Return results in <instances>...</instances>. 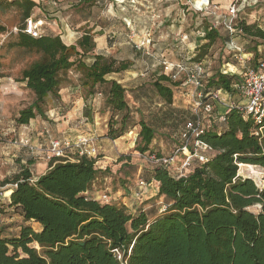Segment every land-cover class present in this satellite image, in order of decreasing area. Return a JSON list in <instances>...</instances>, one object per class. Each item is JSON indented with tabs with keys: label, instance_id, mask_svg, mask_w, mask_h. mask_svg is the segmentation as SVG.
Wrapping results in <instances>:
<instances>
[{
	"label": "trees",
	"instance_id": "1",
	"mask_svg": "<svg viewBox=\"0 0 264 264\" xmlns=\"http://www.w3.org/2000/svg\"><path fill=\"white\" fill-rule=\"evenodd\" d=\"M94 3L96 0L84 1L87 7ZM13 8L23 20L16 28L18 41L14 47L40 54L19 79L34 99L20 112L18 126H27L38 117L46 119L49 103L61 100L60 91L72 84L69 75L75 72L84 100L104 97L101 113L110 115L107 138L115 141L140 127L135 149L143 155L152 153L157 132L119 78L131 70L133 63L96 54L95 37L103 33L95 34L94 27L85 30L75 45L65 44L60 35L49 33L47 28L38 38L27 34L29 20L44 21L33 18L35 10L40 9V3L34 0H0V36L13 34L1 20L2 14ZM88 22L89 17H84L79 24ZM204 26L205 43L189 61L191 65L203 62L221 39L219 30ZM72 27L77 26L72 23ZM234 29V37L243 36L253 44L247 52L253 55L250 63L254 69H261L264 28L240 21ZM235 42L244 49L237 39ZM226 66L203 80L209 95L203 102L213 111L199 110L205 128L201 138L214 151L208 161H195L181 177L160 167L152 171L149 183L159 184L157 197L165 201V210L159 216L151 219L146 211L134 214L123 204L96 200L92 195L105 189L101 181L109 176L107 170L96 166V160L86 156L78 162L53 161L36 181L30 168H24L0 181V189L12 190L6 193L9 202L0 208V264H264V185L259 188L253 179L238 176L239 167L253 173L256 167L264 170V128L259 131L264 125L245 120L235 109L217 128L204 124V116L214 120L216 112L217 102L210 98L211 91L222 90L234 96L236 103L239 101L237 86L242 77L229 74L236 69L228 72ZM145 85H151L161 104L174 105L173 88L179 87V82L165 75L164 69ZM92 111L86 106L85 116L92 117ZM255 207L257 213L251 210ZM14 216L22 220L19 232L5 236L3 225ZM31 223L38 224L40 230Z\"/></svg>",
	"mask_w": 264,
	"mask_h": 264
},
{
	"label": "rangeland",
	"instance_id": "2",
	"mask_svg": "<svg viewBox=\"0 0 264 264\" xmlns=\"http://www.w3.org/2000/svg\"><path fill=\"white\" fill-rule=\"evenodd\" d=\"M84 1L82 3V0H39L40 9L35 10L33 18H43V23L39 25L40 31L43 33L42 29L47 28L49 33L62 36V40L67 45H75L85 30L95 28V34L103 33V36L96 35L95 37L96 54H104L118 60L134 61L133 64L136 62L135 67L119 78L123 80L122 84L132 92L137 100V107L142 110L143 117L157 132L151 149L153 154L170 156L175 152L181 144V132L184 125L195 117L197 103L200 102L196 96V93L200 92H197L194 85L187 84L186 76L181 75L176 80L179 82V87L173 88L174 105L169 107L161 104L151 85H145L150 84L163 70L162 65L154 62L156 55L159 56L158 62L160 63L164 60L170 63L186 61L192 53L188 49L189 46L185 45L194 46L196 39L204 40L201 35L205 33L204 24H206L219 30L221 34V39L210 49L208 57L203 61L209 76L224 70V66L227 64L230 66L229 68L226 66V70H234V66H237L238 69L234 72L227 71L229 74H237L240 77L246 69L254 68L250 61H246L244 65L240 63L239 60H242L243 57L241 55L233 56L232 52L227 49L226 45L229 41L227 32L229 33V30L226 27L231 25L229 23L231 19L229 8L234 4L239 11L236 13L237 19L233 22V26L236 22L245 21L248 24H261L264 28V0H229L228 5L224 6L225 9L218 5L216 0H209L210 3L217 5L219 10L214 9L213 4L210 5L208 0H96V3L89 7L84 5ZM211 10L215 11L216 15H213L212 12L209 13ZM84 17H89V22L79 24ZM1 20L8 28V32L12 31L13 34L0 36V181L13 176V173L18 171L16 170L18 163L15 162L18 159L12 158V155L15 151L16 155L22 152L21 148L15 147V143L20 141L19 136L26 130L24 126H18L16 119L34 99L33 94L26 88V84L19 82V79L22 71L40 58V54L37 52L14 47L18 41L15 29L21 27L23 23L21 13L17 9L13 8L3 13ZM72 23L77 27L73 28ZM73 33L76 34L75 37ZM234 39L244 45L246 53L253 47L250 40H245L243 36L237 35ZM70 40L73 44L70 43ZM148 40L150 43L146 44V51L136 48V45H141L142 42L146 43ZM252 58L253 56L250 57V60ZM90 61V59L87 60L88 63ZM148 67L149 69H147ZM69 76L72 82L78 81L79 75H76L75 72ZM205 90V88L202 89L204 98L202 101L209 98ZM216 91L218 90L211 91V93ZM220 98L225 105L236 102L234 96L224 91ZM236 98L241 100L238 95ZM223 104H215L214 120L204 116L205 126L219 127L220 117L225 112ZM56 107L57 103L50 102L46 120L38 117L40 121L46 122L51 130L62 121ZM93 115L91 122H95L97 125L92 127V124H88L79 135L80 137L95 135L98 138L101 155L97 167L104 171L107 170V176H109L101 181L105 188L101 193L108 191L111 203H120L121 201L123 204L122 200L119 201L120 195L118 194L126 196L127 193L132 192L135 202L130 211L138 213L142 209H146V212L151 211L149 214L151 219L159 213L161 214L165 201L158 200L151 186L144 189L139 187L140 180L149 183L155 168L141 158L142 154L135 149V137L140 132V127L115 140L116 142L106 141L110 115L108 113L102 116ZM137 117L139 116L137 115ZM81 120L82 118L79 117V122ZM51 122L55 125H52ZM32 124L35 123L30 122L29 127L33 126ZM14 128H17L15 133L17 135L8 132L9 129ZM33 132L36 130L34 129ZM122 158L127 161L121 162ZM8 159H11L10 163H8ZM182 160V158L176 159L175 165L181 164ZM238 176L253 179L259 185L264 184V170L259 167L255 168L254 173L247 168L241 170L239 167ZM8 191L12 190L0 189L1 209L6 206L9 198L6 196ZM251 210L257 213L258 209L255 207ZM21 223L22 220L18 216H14L12 221L4 224L5 236L17 235ZM30 226L37 231L40 230V226L36 223H31Z\"/></svg>",
	"mask_w": 264,
	"mask_h": 264
},
{
	"label": "built area",
	"instance_id": "3",
	"mask_svg": "<svg viewBox=\"0 0 264 264\" xmlns=\"http://www.w3.org/2000/svg\"><path fill=\"white\" fill-rule=\"evenodd\" d=\"M207 2L210 3L209 0ZM212 4L213 3H210V5ZM212 6H214V9L219 10L217 5L213 4ZM238 11L239 10L234 4L230 5L229 17H231V19L229 23L231 25L226 27L229 30L230 36V41L227 42V47L230 52L237 54L236 57L238 55L243 56L245 53L243 48L238 45L235 42L234 37H232L233 34L236 33L233 22L235 21V19H237L236 13ZM211 12L213 13V15H216L215 11H209V13ZM42 23V21L34 22L33 20H29L27 22V28L25 32L35 38H38L42 34V32L40 31L41 27L39 28V25H41ZM127 25L129 26L128 22ZM15 31L17 32L18 29H15ZM201 37L205 38V33H203ZM149 43L150 40H148L146 43L142 42L141 45H136V48L138 50L146 51V44ZM194 50H196V48H194ZM194 57L195 55L187 58L186 61L178 63H170L164 60L160 63V65L163 66L165 75L170 76L173 80H177L181 75H185L186 83L194 85L197 92H200L198 94L196 93V96L200 99V102L197 103L198 106L195 114L196 119L193 121H188L186 123L181 134V146L177 148L172 155L159 156L158 154L153 153L141 155V158H143L148 164L154 167L164 168L169 173L179 177L187 174L195 161L200 163L207 162L209 154H212L214 152L213 148L209 144L204 142L201 138L205 133V128L199 116L200 108H203L206 113H212V106L210 104H204V102L202 101V89L204 88L203 80L209 75L203 62L192 65L189 64V61ZM237 92L241 100L238 103L231 102L227 105L221 102L220 95L222 94V90L210 93V98L214 102L221 103L225 106V112L220 117V123L226 122V114L229 113L230 110L235 109L242 114L245 120L252 119L258 125H264V65H262V68L258 70L254 68L246 69V71L242 75V82L237 86ZM263 128L264 127L260 128L259 131L262 132ZM131 134H133V132H131ZM135 138L137 139V137ZM15 146L27 148L36 157H43L48 162H53L56 160L64 163L78 162L79 158L86 156L88 158L96 160V166H98V159L101 155L98 138L93 135L79 137L76 140L53 139L50 142L49 147L47 148L42 146H33L30 140L25 137L20 139L19 142H16ZM180 158L183 159L181 162L179 161L181 164L175 165L176 159ZM256 184L259 188H262V186L264 185H259L258 183ZM147 186H149V183H147L146 181H139V187L141 189H144ZM92 196L96 200L104 203H108L111 201L108 191ZM164 210L165 208L162 211ZM115 253L118 256V259L121 260L122 256L120 252L115 250Z\"/></svg>",
	"mask_w": 264,
	"mask_h": 264
},
{
	"label": "crops",
	"instance_id": "4",
	"mask_svg": "<svg viewBox=\"0 0 264 264\" xmlns=\"http://www.w3.org/2000/svg\"><path fill=\"white\" fill-rule=\"evenodd\" d=\"M35 1L37 3H39V0H35ZM216 1H217L216 3L218 5L222 6V8H224V6H227L229 3V0H216ZM67 28H68V26H67ZM73 34L75 37L76 34L75 33H73ZM70 43H72L71 40H70ZM204 43H205V40L199 41L196 39L194 46L187 45V44L185 46L186 47L189 46L188 49H190V51H191L190 53H192L191 54V57H192L193 55H195L197 53L198 47H200ZM194 48H196V50H194ZM227 49H228V47H227ZM242 57H243V59L239 60V62L244 65L246 61H248V62L250 61L249 59H250V57H252V54L245 52ZM158 59H159V56L156 55L154 62L158 63V65H160V62H158ZM135 64H136V62L133 64L132 68L135 67ZM152 66L154 67V65H152ZM234 67L236 70L238 69L237 66H234ZM147 69H149V67ZM70 74H72V72ZM76 75H77V73H76ZM143 76H145V75H143ZM131 85H133V84H131ZM60 97H61V100L56 102L57 103L56 108L58 110L59 116H61V118H62V121H60L58 123V125L54 126V128H52V130H51L49 128V126L46 125V122H42L37 118L36 120H33V122L35 124H32L33 126L35 125L37 127V129H36V127H33V126L29 127L30 124L27 126H24L26 131H24L19 136L20 139L27 137L33 146H38V147L42 146L45 148L49 147L50 142L53 139L76 140L77 138L80 137L79 133L82 132L81 130L83 128H85L88 124H92V127H95V125H97V123L91 122L93 119V116H94L93 114H98L101 116L104 115L101 113V109H102L103 103H104V97L102 95L101 96L98 95L95 98H92L87 102L86 100H84V98L82 96V88L80 86L79 81L72 82V84H68V85L63 86L61 91H60ZM88 105H89V108H91V110H93L92 111V117H90V118H87L85 116V109H86V106H88ZM79 117L82 118V120L80 122H79ZM43 120H46V119H43ZM0 123H1V120H0ZM52 125H55V124L52 123ZM34 129L36 130V132H33ZM16 130H17V128H14L11 130L9 129L8 132L15 134ZM2 131H5V129H2ZM133 134H134V132H133ZM3 135H5V134H3ZM15 135H17V134H15ZM135 135H137V134H135ZM105 140L110 141L108 138ZM135 142H136V140H135ZM104 146H106V145H104ZM10 147H9V149H11ZM15 147H17V146H15ZM18 148H21L22 152L18 153V155H16V153H17L16 151L13 152L14 154L12 155V158L18 159V160H15V162L18 163L17 167H16V170H18V171H15L13 174L19 173L24 168H30V170L32 171L33 176H34L33 181H36L38 177L44 175L49 170V166L52 162H48L43 157H36L27 148H22V147H18ZM100 149H101V147H100ZM7 161H8V163H10L11 159H8ZM12 163H14V162H12ZM149 184H150L149 186H151L152 189H154V191L156 193L155 196H157L159 184L157 182H151ZM118 195H120L118 197L119 201L122 200L123 205L126 206L130 210V208L132 207V205L135 202L134 193H132V192L127 193L126 196H123V194L121 195L120 193ZM158 200H160L162 202L164 201L163 198H158ZM8 202H9V198H8L6 203H8ZM119 204H121V201ZM142 211H146V209H142ZM132 213H135V212H132ZM148 213H151V211H148ZM159 215H160V213L156 216H159ZM9 221H10L9 219L6 220V223H8Z\"/></svg>",
	"mask_w": 264,
	"mask_h": 264
}]
</instances>
